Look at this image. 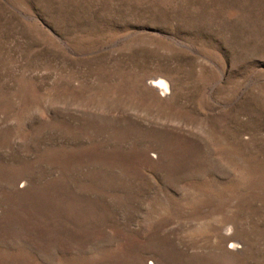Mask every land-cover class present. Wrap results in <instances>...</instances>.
Here are the masks:
<instances>
[{
  "label": "rangeland",
  "instance_id": "1",
  "mask_svg": "<svg viewBox=\"0 0 264 264\" xmlns=\"http://www.w3.org/2000/svg\"><path fill=\"white\" fill-rule=\"evenodd\" d=\"M0 264H264V0H0Z\"/></svg>",
  "mask_w": 264,
  "mask_h": 264
},
{
  "label": "bare ground",
  "instance_id": "2",
  "mask_svg": "<svg viewBox=\"0 0 264 264\" xmlns=\"http://www.w3.org/2000/svg\"><path fill=\"white\" fill-rule=\"evenodd\" d=\"M150 84L154 86L156 89H158L161 93L165 92L167 88V82H165L161 78H154L152 81H150Z\"/></svg>",
  "mask_w": 264,
  "mask_h": 264
}]
</instances>
